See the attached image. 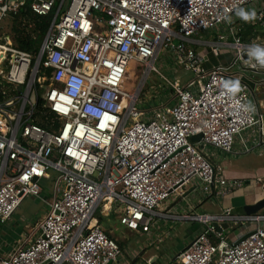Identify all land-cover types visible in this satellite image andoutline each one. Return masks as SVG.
Instances as JSON below:
<instances>
[{
	"label": "built area",
	"instance_id": "1",
	"mask_svg": "<svg viewBox=\"0 0 264 264\" xmlns=\"http://www.w3.org/2000/svg\"><path fill=\"white\" fill-rule=\"evenodd\" d=\"M258 1L0 0V223L25 197H40L43 180L53 181L52 200L33 235L0 264L115 260L119 245L94 217L97 208L105 216L114 211L128 230L158 219L200 223L201 231L167 264H264L260 211L176 214L168 208L195 179L226 190L243 184L211 161V149L235 154L237 137L254 126L264 135V114L250 103L242 80L247 72L264 74L256 55L257 48L264 51V36L244 41L236 19L237 9ZM25 4L37 15L51 14L35 53L15 47L2 30L3 18ZM255 13L248 23L263 29L264 6ZM219 29L215 40L196 38ZM196 45L215 55L231 48L234 56L206 68L207 56ZM163 54L193 78L181 84L161 75L173 102L139 110L140 91L149 73H159L154 63ZM130 62L145 68L135 92L122 86ZM39 116L49 128L36 123ZM196 134L201 138L191 141ZM240 142L242 153L264 150L259 135L255 145Z\"/></svg>",
	"mask_w": 264,
	"mask_h": 264
},
{
	"label": "crops",
	"instance_id": "2",
	"mask_svg": "<svg viewBox=\"0 0 264 264\" xmlns=\"http://www.w3.org/2000/svg\"><path fill=\"white\" fill-rule=\"evenodd\" d=\"M264 6V0H259L257 4L248 6L244 10L251 12L255 8ZM237 21L243 24L242 39L249 41L254 36H264V28L260 29L257 26H252L251 20L245 21L237 16ZM204 32V31H202ZM200 32L196 38L201 41H210L217 39L218 35L223 32L222 29L209 31L207 34L201 36ZM227 40H231L228 36ZM201 46V47H197ZM196 52L205 54L207 59L204 61L206 68L215 64H228L233 56L234 51L231 48H221L219 53L215 55L209 50L207 46L196 45ZM235 71V67L233 68ZM247 75L255 77L254 72H247ZM252 104H256L260 112L264 113V83L259 85L255 90L253 96H251ZM258 133V132H257ZM258 135L255 137V141L258 139ZM253 137V135H252ZM249 141L250 135L243 137ZM252 145V144H251ZM237 150L236 154H241V142L239 140V146L234 148ZM214 157L212 160L215 164H219L223 168L224 174L228 178H236L243 181L242 186L234 189H221L218 187L208 188L205 185H199L198 180H192L185 189V195L176 196L170 200L169 210L172 213H218L224 208H231L232 212L238 213L239 208L243 205L254 204L257 200L264 196V180L259 181L256 179L246 180L234 175H229L227 171L228 164L223 163L225 158L224 153L216 149H211ZM263 151V147L256 149L258 155L259 151ZM230 155V154H228ZM235 155V154H234ZM259 213L264 214V209ZM125 228V227H124ZM201 224L194 221H183L172 223L170 220L158 219L154 223L148 226H140L137 230H128L125 228V232L122 231L120 235H112V231L107 233L113 237L120 248V255L112 261V264H167L172 261L176 254L191 242V240L201 231ZM35 225L30 228L28 234L21 235V244L33 235ZM235 233H239V229H233ZM230 231V230H229ZM232 231V230H231ZM128 235V236H127ZM130 235L136 237L133 242H129ZM18 241L14 242L10 247L4 249L5 245L0 241V258L9 254L13 248L18 245ZM20 244V243H19Z\"/></svg>",
	"mask_w": 264,
	"mask_h": 264
},
{
	"label": "rangeland",
	"instance_id": "3",
	"mask_svg": "<svg viewBox=\"0 0 264 264\" xmlns=\"http://www.w3.org/2000/svg\"><path fill=\"white\" fill-rule=\"evenodd\" d=\"M12 13H8L3 18L1 25L2 30L12 37L11 25L15 24ZM209 31H204L201 36L207 34ZM201 47V46H197ZM154 65L159 70V73L151 72L145 81L142 91L138 97L136 108L139 110H147L151 106L160 105L162 103L173 102V92L170 90L167 83L162 79L161 75L170 81L177 80L181 84L186 83L188 80L193 78V73L190 70H186L183 66L178 65L173 57H167L166 54L159 56L155 61ZM145 69V68H144ZM144 69L141 64L136 62L129 63V70L125 74V80L123 82V90L128 92H135L139 81L143 75ZM155 101V103H154ZM250 103H253L252 101ZM258 129L256 126L247 128L241 133V137H247L250 135L248 144L255 145V137L257 136ZM253 135V137H252ZM233 144L234 148L239 146V138ZM261 146H257L253 151L241 154H226L224 155L223 163L228 164L227 171L229 175H234L239 178L246 180L256 179L259 181L264 180V153L260 156L256 149H260ZM264 152V150L262 151ZM211 161L215 163L212 158ZM224 174V172H223ZM225 175V174H224ZM52 176V175H51ZM226 176V175H225ZM227 177V176H226ZM53 178V176H52ZM199 185L201 183L198 181ZM203 185V184H202ZM41 193L40 197H25L13 212V214L4 223H0V241L5 245L4 249H8L10 245L18 241L17 244L21 243V235L28 234L30 228L33 227L46 213L48 205L46 202L52 200L51 189L53 187L52 179L43 180L41 182ZM45 198V202L42 201ZM94 217L99 221L102 228L107 231H112V235H120L122 231L125 232L123 225L119 223L117 214L112 211L111 214L103 215L99 208L95 210ZM128 236V235H127ZM136 239L135 236L130 235L128 238L129 242H133Z\"/></svg>",
	"mask_w": 264,
	"mask_h": 264
},
{
	"label": "trees",
	"instance_id": "4",
	"mask_svg": "<svg viewBox=\"0 0 264 264\" xmlns=\"http://www.w3.org/2000/svg\"><path fill=\"white\" fill-rule=\"evenodd\" d=\"M13 15L16 23L11 25V29L15 47L35 53L50 25L51 14L37 15L25 4ZM1 95L0 91V99ZM35 121L42 127L49 128L47 118L39 116Z\"/></svg>",
	"mask_w": 264,
	"mask_h": 264
},
{
	"label": "water",
	"instance_id": "5",
	"mask_svg": "<svg viewBox=\"0 0 264 264\" xmlns=\"http://www.w3.org/2000/svg\"><path fill=\"white\" fill-rule=\"evenodd\" d=\"M263 75H264L263 73L258 72L255 77H252V76H249V75H246V76L242 77V80L246 84H248L252 96L254 95L255 90L257 89V87L264 83V79H262ZM262 125H263V128H264V116H263ZM259 136L261 138H263V143H264V135L262 133H260ZM200 138H201V134H196V135L191 136L190 139H191V141H198ZM262 209H264V196L262 198H260L259 200H257L254 204L243 205L241 208H239V212L238 213L255 214V213L261 211ZM251 233H252V231L246 232L240 238H238L234 243L235 244L239 243L241 240H243L244 238L249 236ZM106 264H112V260H109Z\"/></svg>",
	"mask_w": 264,
	"mask_h": 264
},
{
	"label": "clouds",
	"instance_id": "6",
	"mask_svg": "<svg viewBox=\"0 0 264 264\" xmlns=\"http://www.w3.org/2000/svg\"><path fill=\"white\" fill-rule=\"evenodd\" d=\"M236 15L242 18L245 21L251 20L255 18V10H252L251 12H246L244 9H237ZM256 55L258 58H260V63L264 65V51L260 50L257 48L256 50ZM231 88L233 91H238L239 90V82H235L231 85Z\"/></svg>",
	"mask_w": 264,
	"mask_h": 264
}]
</instances>
